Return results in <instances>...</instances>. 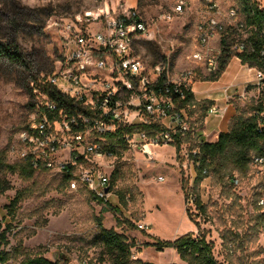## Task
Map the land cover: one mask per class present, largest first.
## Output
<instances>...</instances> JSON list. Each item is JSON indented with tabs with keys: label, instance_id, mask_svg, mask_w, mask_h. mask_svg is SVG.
Listing matches in <instances>:
<instances>
[{
	"label": "rangeland",
	"instance_id": "1",
	"mask_svg": "<svg viewBox=\"0 0 264 264\" xmlns=\"http://www.w3.org/2000/svg\"><path fill=\"white\" fill-rule=\"evenodd\" d=\"M178 1L0 0V43L17 39L27 61L33 62L34 73L40 70V60L48 63L50 71L55 70L65 41L63 22L98 8L113 14L131 9L140 12L149 23V32L141 39L145 42H137V52L145 66L152 68L156 63L169 61L175 70H182L195 66L189 57L199 47L195 24L200 11L197 0H187L188 13L172 20L162 18ZM215 1L224 10L243 11L238 0ZM93 52L101 55L100 51ZM196 72V80H211L203 68ZM31 74H21L17 67L0 61V154L9 164L19 162L12 145L33 111L34 100L27 86ZM46 75L44 71L40 74L42 79ZM248 89L253 92L241 101L234 100L236 115L245 118L254 115L264 98L263 89L252 84ZM203 107L197 111L199 115L208 111L211 103ZM195 112L192 108L187 110L194 129L204 122L194 117ZM200 141L196 137L184 143L179 158L171 144L153 148L152 158L128 151L117 157L109 202L120 209L117 213L85 190L71 191L63 183L61 173L37 172L32 180L24 181L17 173L2 170L0 177L11 185L0 195V235H6L1 249L14 254L8 264H20L27 256L36 255L53 261L61 259V264H110L100 246L102 229L135 241L134 261L143 254L146 261L139 259L144 262L169 264L174 259V248L158 251L144 245L153 243L154 238L172 241L188 232L198 236V227L187 209L199 223L201 234L214 244L220 264H264V169L250 164L248 173L232 172L233 177L239 178V186L232 184L230 174L211 172L199 190L207 208V215H202L194 203L185 202V193L193 187L197 175L191 155L198 151ZM26 188L33 194L11 208L17 191ZM122 194L126 203L122 202ZM118 219L131 221L137 228L118 224Z\"/></svg>",
	"mask_w": 264,
	"mask_h": 264
},
{
	"label": "built area",
	"instance_id": "2",
	"mask_svg": "<svg viewBox=\"0 0 264 264\" xmlns=\"http://www.w3.org/2000/svg\"><path fill=\"white\" fill-rule=\"evenodd\" d=\"M197 4L199 47L189 57L195 66L182 70H175L169 61L145 66L137 42L147 36L149 23L136 10L113 14L98 8L63 22L59 66L35 87L32 114L12 145L19 162L37 172L66 175L71 191L85 190L106 205L113 195L115 161L120 157L114 149L122 155L128 151L152 158L153 148L173 145L175 135L190 133L187 109L174 95L184 98L185 90L192 91L198 68L210 76L219 70L221 39L229 28L236 32L231 49L238 59L240 53L255 51L250 37L257 31L236 8L224 10L215 0H197ZM189 10L187 0H179L162 18L172 20ZM215 37L220 46L213 44ZM260 53L264 57V47ZM163 77L166 84L161 87ZM255 85L264 90V72L258 69ZM227 109L214 105L209 114L220 115ZM255 115L259 131L264 132V110ZM137 126L146 129L127 131ZM251 164L264 169V156L253 155ZM232 184L239 186V178L233 177ZM189 202L194 203L193 198Z\"/></svg>",
	"mask_w": 264,
	"mask_h": 264
},
{
	"label": "trees",
	"instance_id": "3",
	"mask_svg": "<svg viewBox=\"0 0 264 264\" xmlns=\"http://www.w3.org/2000/svg\"><path fill=\"white\" fill-rule=\"evenodd\" d=\"M243 8L242 15L247 21L248 25H255L257 31H254L251 35V41L254 45L255 51L238 54L242 64L248 65L252 68H256L264 72V57L261 55L260 50L264 47V8L261 7L257 0H238ZM236 40V32L231 28L222 36L221 48L222 54L220 57L219 70L212 74L209 79L217 80L226 70L227 65L233 58V51L231 45ZM138 42H145L139 40ZM235 54V53H234ZM0 61L8 63L13 67H17L21 74H31V86L28 83L29 91L35 98L34 89L41 80H43L40 74L44 71L48 76L54 70H49L48 63L44 60H40V70L35 71L33 62L27 61V56L15 38H11L9 41L0 43ZM166 84V79L163 77L159 86L163 87ZM175 99H179V106L186 108L187 110L193 106L204 108L201 103L195 101L194 94L191 90L184 91V98L181 95L175 94ZM34 106V105H33ZM264 110V98L258 104L254 110V115L251 118H245L236 115L232 119L230 130L223 132L219 135L216 142H206L201 139L197 133V129H194L188 134L175 135V143L173 146L176 148L178 158L180 156L181 148L184 143L189 142L191 139L199 137L200 143L198 146V153L192 154V158L196 164L197 175L194 180V185L185 193V202L188 203L193 198L196 209L202 214L207 215V208L202 201L200 194V186L202 182L209 176L211 172H216L220 175L230 174L231 180L233 178L232 172L240 171L248 173L250 170V164L253 155L264 156V132H260L257 124L256 112H262ZM207 111H202L198 119L204 121ZM146 129V127L137 126L128 129L127 131H135L138 129ZM120 134V133H119ZM115 154L121 156V152L118 149L113 150ZM6 170L7 172L17 173L24 181H30L34 178L37 171L33 169L30 164L26 162H18L15 164H9L6 162L4 155L0 154V172ZM116 176L114 174V180ZM62 181L64 184H68V176H63ZM188 187V184H187ZM186 188V186H184ZM11 189V185L8 181L0 177V195ZM33 191L29 188L17 191L15 198L12 200L10 207L16 208L20 202L25 198L31 196ZM122 202L126 203L125 196L122 194ZM105 208L113 210L116 213L120 212L118 207H114L107 203ZM187 214L191 220L196 224L200 234L195 235L194 232H188L175 240L166 241L159 238H154L153 243H146L144 246L155 247L158 251H164L166 248H174L181 259L188 264H220L214 254V244L209 242L205 235L201 234L200 225L195 222L190 214V209H187ZM264 217V214L262 215ZM101 224V223H100ZM118 224H128L130 227L137 228V226L128 220L118 219ZM151 236V235H148ZM100 246L103 249V254L108 258L110 264H151L144 262L140 259H133V248L136 246L135 241L129 242L127 237L123 234H119L113 230L102 229L100 237ZM6 242L5 232L0 235V264H8L10 260L14 258V254L10 251L1 249L2 245ZM61 260V259H60ZM60 260H50L42 255L27 256L22 260L20 264H61ZM67 261V260H65ZM105 261V259H102Z\"/></svg>",
	"mask_w": 264,
	"mask_h": 264
},
{
	"label": "crops",
	"instance_id": "4",
	"mask_svg": "<svg viewBox=\"0 0 264 264\" xmlns=\"http://www.w3.org/2000/svg\"><path fill=\"white\" fill-rule=\"evenodd\" d=\"M264 3V0H257ZM215 46H220V40L215 37L212 41ZM256 68L242 64L237 57L232 58L226 67V70L217 80H196L192 83V92L197 103L200 105L211 103V106L227 107V111L220 115H210L209 110L206 113L203 125L197 129L198 135L206 142H216L223 132L230 130L232 119L237 114L234 100H242L253 90L248 89L249 85H255ZM205 74V73H204ZM198 108L193 106L198 118ZM192 117V119L194 118ZM166 249L165 251H167ZM174 259L169 264H188L183 261L178 252L173 251ZM146 261L143 254H139L138 259Z\"/></svg>",
	"mask_w": 264,
	"mask_h": 264
}]
</instances>
